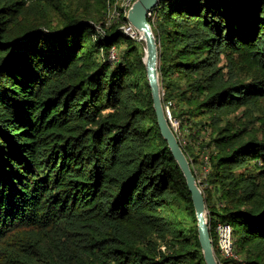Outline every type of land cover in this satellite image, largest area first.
I'll use <instances>...</instances> for the list:
<instances>
[{
  "label": "trees",
  "instance_id": "1",
  "mask_svg": "<svg viewBox=\"0 0 264 264\" xmlns=\"http://www.w3.org/2000/svg\"><path fill=\"white\" fill-rule=\"evenodd\" d=\"M109 3L0 0V264H206L145 43L123 10L107 24ZM149 20L164 107L211 128L214 249L227 222L243 263L264 264V0H164ZM242 107L257 129L230 118Z\"/></svg>",
  "mask_w": 264,
  "mask_h": 264
},
{
  "label": "water",
  "instance_id": "2",
  "mask_svg": "<svg viewBox=\"0 0 264 264\" xmlns=\"http://www.w3.org/2000/svg\"><path fill=\"white\" fill-rule=\"evenodd\" d=\"M161 1L164 0H135L129 8L126 18L140 33L139 40H143L145 43V56L143 62L145 65L148 85L151 91L153 107L156 112L161 134L167 141L168 147L178 163L191 193L197 219L198 238L205 263L218 264L210 233L205 195L196 183L195 176L191 169V162L178 142L173 129L169 125L166 109L163 105V91L159 72V41L156 39L149 20V12L160 4Z\"/></svg>",
  "mask_w": 264,
  "mask_h": 264
},
{
  "label": "built area",
  "instance_id": "3",
  "mask_svg": "<svg viewBox=\"0 0 264 264\" xmlns=\"http://www.w3.org/2000/svg\"><path fill=\"white\" fill-rule=\"evenodd\" d=\"M134 1L135 0H126V4H125L126 9L124 11L125 16H127L128 9L131 7ZM152 10L149 12V16L152 15ZM114 15L115 16L117 15L119 19L120 13L118 11ZM154 19L155 18L153 16V20ZM107 24L108 25L111 24L110 19L108 20ZM120 27L126 34L130 36L134 37L137 34L136 29L128 22V20L127 23L121 25ZM97 29L101 32V34H104V31L100 25H97ZM109 58L112 61H115L117 59V56H115L114 53V48L110 51ZM165 109L169 120V125L173 129L181 147L182 145H186L187 143H190L189 139L186 140L183 139L182 137V133H183L182 129L184 128L186 131H188V129L182 126L181 119L177 117H172V114L168 106ZM189 160L191 162V169L195 176L196 183L204 193L205 189L211 188L210 183L207 181V176L211 169L210 152L205 151L199 163H196L192 159ZM214 233L216 236V248H217V251H215V249L214 251L218 264H244L242 256L239 255L236 251L235 238L233 235L232 225L227 222H219L214 227Z\"/></svg>",
  "mask_w": 264,
  "mask_h": 264
},
{
  "label": "rangeland",
  "instance_id": "4",
  "mask_svg": "<svg viewBox=\"0 0 264 264\" xmlns=\"http://www.w3.org/2000/svg\"><path fill=\"white\" fill-rule=\"evenodd\" d=\"M73 1L75 2V4L78 5L81 0H73ZM125 4H126V0H110V3H109L108 8H107V14H106V16H107V19L108 20L109 19L111 20V23L116 22V20H118L117 15L116 16L114 15L117 11H122V10H123V12L125 11V9H126ZM139 37H140V33L137 31V34L133 38H137L138 41H143V40H139ZM120 44L121 45L119 47L114 48L115 56H117V59L115 61L118 60V52L121 49H124L126 47V43H120ZM262 105L264 106V103ZM247 113H248V115L246 117H244L245 114H247ZM251 113H252V115H250ZM259 114H262V113L261 112H258L257 110H253L252 112L251 111L248 112L247 110H245V107H242L235 114L231 115L230 118L233 119L237 123H242V124H243V122L248 123L250 127L254 128V129H257V127L260 124L254 118H255V116H257ZM172 117H175V116H173V114H172ZM200 119H203L204 120V118H201V117H191L187 121L188 124L185 125V128H187V129H190V127H192L191 128L192 133L193 132H197L198 133V135L196 136V138L194 137V139H195L194 140L195 145H194V149L192 150L193 151V153H192L193 154L192 159H194V158L195 159H199V158L202 157V155L204 154L205 151H209L211 153L212 150H213V148H206V150H205V148L203 149L200 146L201 144L199 145L200 142L203 145H205L206 143H208V141L210 140V136H211L210 135V133H211L210 126L200 125L198 123L200 121ZM249 119H250V121H249ZM182 132H183L182 133L183 139H186V140L189 139L188 136L186 135L188 133V131H186L183 128L182 129ZM258 133H259V135H261V132H258ZM200 149L201 150L203 149V151H201ZM200 161H201V159L199 161H197L196 163H199ZM210 194L212 196V198H211L212 204L219 205L220 201H219L217 192L215 190H212V191H210ZM207 211H208V207H207Z\"/></svg>",
  "mask_w": 264,
  "mask_h": 264
}]
</instances>
